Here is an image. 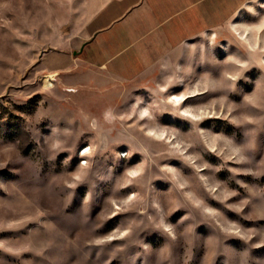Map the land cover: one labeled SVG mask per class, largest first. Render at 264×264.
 Returning <instances> with one entry per match:
<instances>
[{"label":"rangeland","instance_id":"rangeland-1","mask_svg":"<svg viewBox=\"0 0 264 264\" xmlns=\"http://www.w3.org/2000/svg\"><path fill=\"white\" fill-rule=\"evenodd\" d=\"M106 1L0 0V264H264V0L137 81L49 72Z\"/></svg>","mask_w":264,"mask_h":264},{"label":"crops","instance_id":"crops-1","mask_svg":"<svg viewBox=\"0 0 264 264\" xmlns=\"http://www.w3.org/2000/svg\"><path fill=\"white\" fill-rule=\"evenodd\" d=\"M253 1L108 0L78 27L69 50L43 63L56 75L86 64L100 77L137 81L174 66L199 39L228 35L231 19Z\"/></svg>","mask_w":264,"mask_h":264},{"label":"bare ground","instance_id":"bare-ground-1","mask_svg":"<svg viewBox=\"0 0 264 264\" xmlns=\"http://www.w3.org/2000/svg\"><path fill=\"white\" fill-rule=\"evenodd\" d=\"M172 99H173L176 103H179V102H181L182 100H184L183 97H180V96H177V95H174V96L172 97ZM87 151H88V149L85 150L84 153H86Z\"/></svg>","mask_w":264,"mask_h":264}]
</instances>
